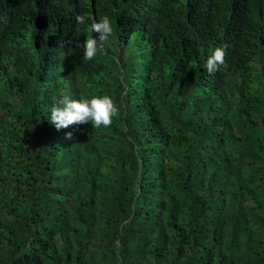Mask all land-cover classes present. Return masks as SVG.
<instances>
[{"label":"trees","instance_id":"trees-1","mask_svg":"<svg viewBox=\"0 0 264 264\" xmlns=\"http://www.w3.org/2000/svg\"><path fill=\"white\" fill-rule=\"evenodd\" d=\"M0 264H264V0H0Z\"/></svg>","mask_w":264,"mask_h":264},{"label":"clouds","instance_id":"clouds-1","mask_svg":"<svg viewBox=\"0 0 264 264\" xmlns=\"http://www.w3.org/2000/svg\"><path fill=\"white\" fill-rule=\"evenodd\" d=\"M77 25H84L86 17L84 15L76 16ZM91 20L90 31L95 34L86 39L79 46L83 49V59L91 61L98 54L105 53V43L114 35V27L108 16H104L98 22ZM227 45L217 47L208 56L205 64L207 72L215 74L221 67H226ZM118 109L113 100L108 96L93 97L90 100L73 99L70 95H62V98L50 110L48 117L49 123L57 131L68 129L69 126L91 123L93 128L104 126L109 127L113 123V117ZM72 133L66 134L67 139H71Z\"/></svg>","mask_w":264,"mask_h":264}]
</instances>
